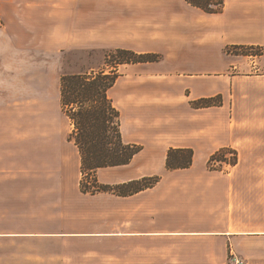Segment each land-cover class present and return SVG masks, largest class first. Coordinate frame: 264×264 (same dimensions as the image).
Wrapping results in <instances>:
<instances>
[{"label": "crops", "instance_id": "1", "mask_svg": "<svg viewBox=\"0 0 264 264\" xmlns=\"http://www.w3.org/2000/svg\"><path fill=\"white\" fill-rule=\"evenodd\" d=\"M154 1L148 11L159 14L154 18L157 28L144 22L149 36L118 45L159 53L162 59L140 68L121 65L109 91L121 114L124 142L142 149L128 164L99 168L96 178L104 185H119L160 176L155 186L127 196L81 192V155L70 135L17 130L25 117L31 124L40 117L50 122L54 113L49 100L0 101V125L15 130L0 131V189L7 187L3 177L8 175L34 184L46 174L42 188L53 198L43 203L49 206L43 209L47 213L38 218L23 214L16 217L17 228H0V245L15 244L10 252H20L24 264H72L77 243H86L91 248L86 252L94 253H103L99 244H114L113 264H223L222 258L213 257L210 245L216 241L228 246L264 239L263 210L258 208L264 196V0H225L219 14L205 13L185 0ZM0 6L1 95L11 89L9 77L20 74L15 54L40 39L43 52L54 53L57 29L65 27L57 24V15L86 12L88 0H0ZM229 45L263 47L256 75L228 74L231 64L217 63L222 57L215 49ZM76 73L81 72L71 74ZM217 95L223 98L221 106L191 105ZM222 147L236 149L240 157L227 174L207 167ZM171 148L193 149L192 165L168 170ZM66 184L73 188L62 186ZM101 200L111 208L82 209L73 217L77 203ZM73 220L83 230L71 229ZM203 245L209 252L196 262L193 256Z\"/></svg>", "mask_w": 264, "mask_h": 264}, {"label": "rangeland", "instance_id": "2", "mask_svg": "<svg viewBox=\"0 0 264 264\" xmlns=\"http://www.w3.org/2000/svg\"><path fill=\"white\" fill-rule=\"evenodd\" d=\"M158 2L160 1H154V3ZM128 3L129 7L127 5ZM133 6L134 8H132ZM151 6H153V0H88L86 12L57 15V24L63 23L65 27L60 28V30L57 29L56 49L54 53L46 54L43 52L44 46H42L43 42H41V39L38 41L37 45H31V48L25 47L24 50L16 53V70H18L20 74L17 77H9L11 81V83H9L11 84L9 88L11 89L9 92L0 95V101L2 100V103H8V105L14 101L26 102L37 98L40 101L49 100L52 104L49 111L52 114L54 113V117L50 118V122H43L40 117V119H36L37 123L34 124H31L30 119L25 117V119H22L21 123L18 124L17 130L23 133L37 131L55 132L69 136L72 133L73 125L62 111L60 105L61 76L75 73V71L86 73L105 69L107 68L105 63L107 55L118 48H123L121 45H118L119 42L126 41L130 38L141 41L143 37L149 36L151 31H145L144 22L149 25L154 22L153 24L156 29V24H158V22H156L154 18L159 16V14H153L154 12L148 11ZM143 10L146 12H143ZM0 19L2 21L0 27L1 31L4 20L2 15ZM157 34V30L152 31L153 38H155L154 36H157ZM63 36L68 42H66V40H64V42L62 41ZM215 51L216 53H221L220 56L223 60V62L222 60L221 62H217L218 64L222 63L223 67H225V64L226 66L231 64V68L227 70L228 74L246 76L256 75V70L260 67V64H257V62L259 63L260 56L263 54V47L259 45H229L222 49H219L217 46ZM135 52L137 51L135 50ZM140 64L143 63L130 64L131 66L129 67L140 68L142 67ZM126 68H128L127 65ZM12 70L15 69H7V71ZM38 85L41 86L42 92H37ZM254 85L256 86L257 84L253 82V87ZM12 89L17 91L12 92ZM215 101L218 102L219 99L216 98ZM24 109L25 111H29V109ZM38 110L42 111L40 108ZM36 114L37 113H35V115ZM10 130L11 128L9 125H0V131L6 132ZM13 131L15 130H11V132ZM227 148H230V150L224 152L225 157L229 162L233 161L235 157L233 154L234 151L232 150H235L237 152V163L234 165L231 164V162L220 163L219 161H213L207 164L209 170L220 171L227 174L239 164V152L231 147ZM3 179L8 180V184L4 189H0V215L4 216V218L0 220V228H17L18 222L16 221V217L22 216L23 214H28V218H38L41 215L40 212H48L43 211L45 207L49 208L48 205H43V203L53 198L46 197L45 188H42L43 182L46 180V174H41V182L34 181V184L29 178H20V175L17 177L16 175L13 177L8 175L3 177ZM0 180L2 179L0 178ZM16 181H18V183H16ZM15 184L19 185L15 187ZM62 186L67 189L73 188L69 184ZM262 191L264 193V189ZM259 203L258 208L263 210V220L260 222V226L264 228V196ZM97 206L101 209L111 208L110 202H104L103 200L97 203L95 201L90 204L77 203L73 208V217L78 216L79 210H94ZM77 223H79V225H77ZM70 228L77 231L83 230L84 226L80 221L73 220V225H71ZM239 241L242 240L240 239ZM99 245H103L101 248L103 253L86 252L88 249L91 250V248H87L86 243L73 244V246L77 248V251L73 254L72 264H113V253L111 251L114 244L103 243ZM16 247L15 244L0 245V264H24V261L21 262L22 258L19 254L20 252L17 254L10 252ZM210 247L212 248L214 259L218 261L222 258L224 261L223 264H231L230 262L236 257L241 259L243 264H264V239H253L248 243L237 241L233 245L228 243V246H225L223 242L216 241L213 245H210ZM203 252L205 255L209 252L205 249L204 245L201 247V251L193 256V259L196 262L203 260ZM24 257H26L25 253Z\"/></svg>", "mask_w": 264, "mask_h": 264}, {"label": "trees", "instance_id": "3", "mask_svg": "<svg viewBox=\"0 0 264 264\" xmlns=\"http://www.w3.org/2000/svg\"><path fill=\"white\" fill-rule=\"evenodd\" d=\"M185 1L208 14L222 13L225 6V0ZM161 59L159 53H137L118 48L107 55L105 69L61 76V106L73 125L69 138L74 141L81 155L83 176L80 181L81 192L92 195L107 192L127 196L151 188L160 180V176H152L119 185H104L98 182L96 172L102 167L128 164L142 149L140 145L124 142L121 114L109 95L110 89L120 76L119 67L123 64L159 62ZM216 98L219 99L218 102L215 101ZM191 104L195 108L221 106L223 100L222 96L218 95L191 101ZM227 150L230 148L224 147L216 151L208 163L219 161L235 165L237 152L232 150L235 158L229 162L224 155ZM193 157L194 151L191 148H171L167 156V169L189 168L193 163Z\"/></svg>", "mask_w": 264, "mask_h": 264}, {"label": "built area", "instance_id": "4", "mask_svg": "<svg viewBox=\"0 0 264 264\" xmlns=\"http://www.w3.org/2000/svg\"><path fill=\"white\" fill-rule=\"evenodd\" d=\"M0 18H1V14H0ZM1 25H2V21H1V19H0V27H1ZM231 264H243V261L241 260V259H239V258H234L233 259V261L232 262H230Z\"/></svg>", "mask_w": 264, "mask_h": 264}]
</instances>
